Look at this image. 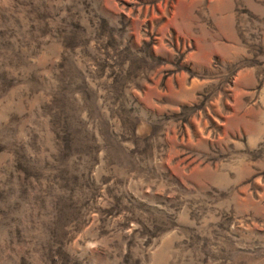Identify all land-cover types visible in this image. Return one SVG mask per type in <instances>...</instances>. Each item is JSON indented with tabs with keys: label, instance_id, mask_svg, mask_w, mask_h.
<instances>
[{
	"label": "rangeland",
	"instance_id": "374dc122",
	"mask_svg": "<svg viewBox=\"0 0 264 264\" xmlns=\"http://www.w3.org/2000/svg\"><path fill=\"white\" fill-rule=\"evenodd\" d=\"M0 264H264V0H0Z\"/></svg>",
	"mask_w": 264,
	"mask_h": 264
}]
</instances>
